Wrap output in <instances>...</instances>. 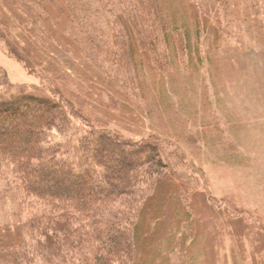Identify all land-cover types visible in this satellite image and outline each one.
Listing matches in <instances>:
<instances>
[{
    "label": "trees",
    "instance_id": "1",
    "mask_svg": "<svg viewBox=\"0 0 264 264\" xmlns=\"http://www.w3.org/2000/svg\"><path fill=\"white\" fill-rule=\"evenodd\" d=\"M234 16L264 39V0H0L8 54L53 85L27 92L0 64V199L18 200L20 218L0 223V264L191 263L202 208L254 225L250 211L202 189L161 135L126 138L87 117L53 60V49L78 57L90 91L125 114L173 70L198 75L231 41L249 49Z\"/></svg>",
    "mask_w": 264,
    "mask_h": 264
},
{
    "label": "rangeland",
    "instance_id": "2",
    "mask_svg": "<svg viewBox=\"0 0 264 264\" xmlns=\"http://www.w3.org/2000/svg\"><path fill=\"white\" fill-rule=\"evenodd\" d=\"M244 19L242 14L240 20ZM240 20L234 16L232 21L249 49L231 41L233 49L222 46L216 63H205L198 75L173 70L155 91L150 88L145 98H134L131 112L125 114L110 108L105 92L90 91L95 82L78 70L83 65L78 57L53 49V60L64 76L56 82L64 85L87 117L126 138L161 135L167 147L183 153L188 162L185 169L199 178L202 189L250 211L254 225L249 224L248 232V224L211 218L213 214L202 208L199 240L193 245L200 251L198 259L188 263V258L179 255L172 264H264V39L254 24ZM0 64L17 87L37 95L51 93V81L30 74L8 54L1 40ZM17 202L11 196L0 199V223L20 219L14 216ZM153 262L166 264L161 256L149 264Z\"/></svg>",
    "mask_w": 264,
    "mask_h": 264
}]
</instances>
